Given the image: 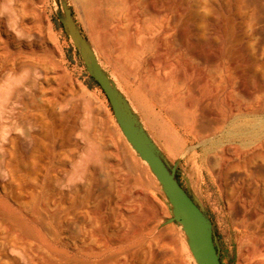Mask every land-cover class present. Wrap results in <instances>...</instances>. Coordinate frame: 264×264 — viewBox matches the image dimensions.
<instances>
[{"label": "rangeland", "instance_id": "obj_1", "mask_svg": "<svg viewBox=\"0 0 264 264\" xmlns=\"http://www.w3.org/2000/svg\"><path fill=\"white\" fill-rule=\"evenodd\" d=\"M66 1L92 47L100 46L94 12L106 31L113 28L116 0ZM135 2L143 20L133 31L142 49L137 63L145 69L152 59L155 72L173 81L182 69L187 75L173 104L186 126L163 117L178 139L176 152L144 124L140 102L158 112L150 98L134 95L133 83L128 92L111 62L100 64L170 165L179 163L181 183L214 224L222 264H264V0H153L148 16ZM183 3L186 19L176 14ZM169 4L180 19L172 16L173 45L154 12ZM57 11L56 0H0V264H97L88 256L96 246L77 208L82 201L100 206L112 236L99 264H194L180 227L165 225L171 211L158 181L122 135L107 97L89 87L65 29L57 28ZM188 101H197L194 112ZM20 216L18 225L10 219Z\"/></svg>", "mask_w": 264, "mask_h": 264}, {"label": "bare ground", "instance_id": "obj_2", "mask_svg": "<svg viewBox=\"0 0 264 264\" xmlns=\"http://www.w3.org/2000/svg\"><path fill=\"white\" fill-rule=\"evenodd\" d=\"M168 1L170 2V0H168ZM77 2H78V0H77ZM151 2H153V0H141V4L143 5L142 14L144 16L149 15L150 8H148V7H149ZM84 6L86 8L87 7L89 8V5L87 4L86 1L84 3ZM116 7L118 10H117L116 15L114 16V26L111 29L110 28L107 29V31L105 29L107 26L105 20H103L100 17V15H98V13L94 12V20L92 22V25L95 29L99 30L100 36H101L100 37L101 38V45L100 46L94 45L95 49L93 48L95 55H96L98 61L102 60V58H103V59L108 60L109 62H111V64L114 65V68H115L119 78L122 80V82H124L128 86L127 90L129 88V84L133 83V85L135 86V90L133 93L134 95H136V96L147 95L150 98L152 105L157 109L158 112H156V110L153 107H147L144 103L140 102L138 105H139V109H140L142 116H143V119H144V124L146 125V128L148 129V131L152 134V136L159 143H161L165 148L169 149L170 151L176 152L179 148L178 139H177L175 133L173 132V130L170 129V127L168 126L167 122L165 121V119L163 117H169V119L178 123L182 127L186 126L178 118V116H179L178 111H176L173 108V104L176 101H179V97L177 98L176 96H174V90H175V92H178L180 87L187 86V83H186L187 82V75H186V73L183 72L184 69H182L181 74L180 73L177 74V75H179V79H177V81H173L172 80L173 78L170 79L171 78L170 76L168 78L167 77L162 78V77H160L159 73L155 72V68H154L155 64H154V61L152 59H148L146 61V63H147L146 68L143 69L141 67V64H138L136 61L137 57H139L138 55L142 52L141 51L142 49L137 48L138 46L135 45L134 33H133V31H136V29H138V25L141 24V22H143V20L140 18L141 15H140V11L138 10L137 4H136L135 0H116ZM186 11H187V7L183 3V4H180L178 12H176V14L178 13L179 17L183 18L186 16ZM154 12H155L156 16L158 15L161 18L159 25H160L161 30H162L163 39H165L168 42L170 40V42H172V45H173L174 39L171 37L174 36L173 33H175V30L177 29L176 21H178L177 20L178 17L172 15L174 18L177 17L176 21H175V19L171 16V5L170 4L168 5L167 8L164 6H161L160 8H156L154 10ZM152 14H153V12H152ZM152 14H150V15H152ZM186 18L187 17H185L184 19H186ZM149 42H150V40H149ZM143 51H145V50H143ZM180 65H182V64H180ZM165 69H171L173 72L172 64L167 61L165 63ZM177 72H179V71H177ZM201 72H202V70L199 69L198 74L201 75ZM174 78H175V76H174ZM132 79L134 80L133 82L131 81ZM114 84L116 85L115 82H114ZM116 87L118 88L117 85H116ZM168 88H171L173 90V92H169V90H168V94L171 96V97L169 96L170 97L169 99H167L165 97V94H166L165 92ZM181 89L182 88H180V90ZM118 90H119V88H118ZM131 90H132V87L128 90V92H131ZM234 92H236V91H234ZM196 93L197 92L195 91V94ZM201 94H200V96H202ZM185 96H187V95H185ZM180 97H182V99L181 98L180 99L183 100L184 96H180ZM184 100L182 101V103L185 102ZM198 101L202 102L203 100L200 99ZM175 105H177V104H175ZM185 105H186L187 110L189 112H194L197 109L198 103H197V101H194V102L191 101V102H189V104L184 103V106ZM199 105H200V103H199ZM177 107H179V106H177ZM187 110H185V111L187 112ZM198 110H200V109H198ZM81 174H83V173H81ZM81 179H82V177H81ZM44 208H45L46 212L49 209L48 205H45V204H44ZM77 208L84 209V212L86 213V215L89 219V235H90V238L92 241V245H93V247L96 246L95 248L90 249V251L88 252V256L94 258L96 260V263L99 264L100 258H102L106 254H108V252L111 251V249L114 246V244H112V236L110 235L109 231L105 228L107 225L105 227L103 226L102 217H101L102 212L100 213V211H99L100 206H99V208L97 207V205L90 206L87 204L86 201H82V202L77 204ZM4 215L6 216V214H4ZM103 216H105V215H103ZM35 217H37V216H34L35 221L42 220V218H35ZM10 219L13 222H16L17 225L19 223L17 219H19V221L21 220V222L22 221L24 222V220L22 219L21 216L18 218L15 217L13 219L12 218H10ZM51 219H54V218L52 217ZM45 224L50 225V223H48V222H46ZM10 226L12 227V224ZM10 226H8V227H10ZM132 234H134V233H132ZM119 243L126 245V247H123V248H126L127 250L129 249L128 252H130L132 254L135 253V251H134L135 249L134 250L131 249L132 245L129 246V239L124 240V238H122Z\"/></svg>", "mask_w": 264, "mask_h": 264}, {"label": "water", "instance_id": "obj_3", "mask_svg": "<svg viewBox=\"0 0 264 264\" xmlns=\"http://www.w3.org/2000/svg\"><path fill=\"white\" fill-rule=\"evenodd\" d=\"M56 4L60 23L78 51L86 72L105 93L122 135L137 157L149 167L162 189L171 211V217L166 220L165 225L176 224L180 227L194 264H222L214 224L199 200L178 181L179 163L170 165L128 99L118 90L106 69H103L91 43L77 24L68 2L56 0Z\"/></svg>", "mask_w": 264, "mask_h": 264}, {"label": "trees", "instance_id": "obj_4", "mask_svg": "<svg viewBox=\"0 0 264 264\" xmlns=\"http://www.w3.org/2000/svg\"><path fill=\"white\" fill-rule=\"evenodd\" d=\"M55 23H56L58 29H62V30H64L63 26H62L57 20L55 21ZM72 50L75 51V53H76V55H77L79 61H81L82 64H83V66H85L84 63H83V61H82V59H81V57H80V55H79V53H78V51H77L75 48H73V47H72ZM86 77L88 78V85H89V87H90L91 89H95V88H97V89H99V90H101V91L103 92V90H102V88L100 87V85H99V84H98V83H97V82H96L91 76H89L88 73H86ZM103 94L105 95L104 92H103ZM105 96H106V95H105ZM110 108H111V105H110ZM111 109H112V108H111ZM177 179H178V181L180 182L178 176H177ZM180 184H181V183H180Z\"/></svg>", "mask_w": 264, "mask_h": 264}, {"label": "flooded vegetation", "instance_id": "obj_5", "mask_svg": "<svg viewBox=\"0 0 264 264\" xmlns=\"http://www.w3.org/2000/svg\"><path fill=\"white\" fill-rule=\"evenodd\" d=\"M178 176V175H177ZM179 177V176H178ZM180 180V179H179ZM180 183H181V181H180ZM181 185L183 186V184L181 183ZM184 187V186H183ZM184 189L186 190V188L184 187ZM187 191V190H186ZM188 192V191H187Z\"/></svg>", "mask_w": 264, "mask_h": 264}]
</instances>
